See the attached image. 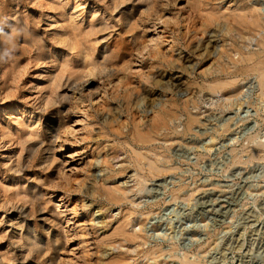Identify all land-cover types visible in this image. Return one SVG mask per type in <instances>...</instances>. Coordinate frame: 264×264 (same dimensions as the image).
<instances>
[{"label": "rangeland", "instance_id": "rangeland-1", "mask_svg": "<svg viewBox=\"0 0 264 264\" xmlns=\"http://www.w3.org/2000/svg\"><path fill=\"white\" fill-rule=\"evenodd\" d=\"M108 1L0 0V264H264V94L241 60H263L264 28L238 21L246 0H155L131 30Z\"/></svg>", "mask_w": 264, "mask_h": 264}, {"label": "bare ground", "instance_id": "bare-ground-1", "mask_svg": "<svg viewBox=\"0 0 264 264\" xmlns=\"http://www.w3.org/2000/svg\"><path fill=\"white\" fill-rule=\"evenodd\" d=\"M108 1V0H107ZM148 2L147 3V5H142V3L143 2ZM158 1V0H157ZM227 1V0H226ZM53 2V1H52ZM109 2V4H110V6H112V8L115 10V9H117V8H119V6L120 5H123L124 7L126 6V5H130V9L128 8H121L120 10H119V13H117V14H119L120 16H121V19H124V21L126 22V24H127V27L129 28V29H133V27H132V25L136 22H134V23H132L131 22V20H132V18H130V17H132V11H134L133 9H134V7L137 5V3L138 4H140V5H138L139 6V9L141 8V10H140V13L143 15V14H145V13H147L148 15H149V9H151V5H154L155 4V0H109L108 1ZM167 2V1H166ZM172 2V1H171ZM249 2H251V5H249L248 3ZM54 3V2H53ZM93 3V2H92ZM96 3V2H95ZM168 3V2H167ZM158 4V3H157ZM246 4L247 5H244V7H242L241 9V11L243 12L242 14H239L238 15V21L239 22H241V23H245L246 24V26H247V28H249L250 30H252L253 32H258V31H260V30H263V28H264V17L262 16V14H261V11L258 9V7H257V5H256V3L254 2V0H246ZM95 5V4H94ZM97 5V4H96ZM170 5V4H169ZM157 6V5H156ZM233 6V5H232ZM102 7V6H101ZM122 7V6H121ZM155 7V6H154ZM153 7V8H154ZM159 7V6H158ZM168 7V6H167ZM136 10V9H135ZM154 10V9H153ZM168 10V9H167ZM91 11H92V9H91ZM96 11V10H95ZM139 11V10H138ZM136 12H137V10H136ZM159 12H160V10H159ZM95 13V12H94ZM109 13V12H108ZM107 13V14H108ZM135 13V12H134ZM61 14V13H60ZM115 14V13H114ZM116 14V15H117ZM50 15H52V14H50ZM204 15V14H203ZM75 17V16H74ZM91 17V16H90ZM114 17H115V15H114ZM118 17V16H117ZM136 17V16H135ZM76 18V17H75ZM74 18V19H75ZM105 19V18H104ZM136 19V18H135ZM156 19V18H155ZM155 19H153V20H155ZM158 19V18H157ZM156 19V20H157ZM161 20V19H160ZM160 20H158V21H160ZM100 21V20H99ZM78 22V21H77ZM112 22V21H111ZM114 22V21H113ZM130 22L132 23V25L130 24ZM155 22V21H154ZM115 23V22H114ZM149 23V22H148ZM152 23V22H151ZM76 24V23H75ZM97 24V23H96ZM137 24V23H136ZM139 25V24H138ZM137 25V26H138ZM155 25H156V23H155ZM99 26V25H98ZM97 26V27H98ZM141 27H142V25H141ZM244 27V26H243ZM95 28H96V26H95ZM64 29H66V28H64ZM63 29V30H64ZM71 29V28H70ZM98 29V28H97ZM34 30V29H33ZM2 31V30H1ZM92 31H93V29H92ZM149 31V30H148ZM236 31V30H235ZM85 32V31H84ZM64 33H66V32H64ZM78 33H79V31H78ZM80 34V33H79ZM137 34V33H136ZM243 34V33H242ZM76 36H78V35H74V37L76 38ZM60 37V36H59ZM89 37V36H88ZM97 37V36H96ZM95 37V38H96ZM92 38V37H91ZM84 39H86V38H84ZM97 39V38H96ZM81 40V39H80ZM68 41V40H67ZM79 41V40H78ZM91 41V40H90ZM236 41V40H235ZM73 42V41H72ZM77 42V41H76ZM97 42V41H96ZM260 43H261V45H263V47H264V41L261 39L260 41H259ZM74 43V42H73ZM78 43V42H77ZM82 43V42H81ZM138 43V42H137ZM70 45H71V43H70ZM83 45V44H82ZM67 46H68V44H67ZM104 47V46H103ZM71 48V47H70ZM82 48V47H81ZM87 49V48H86ZM90 49V48H89ZM105 49V48H104ZM80 50V49H79ZM82 50H83V48H82ZM97 51V50H96ZM99 52V51H98ZM108 51L106 50L105 51V54H104V58L103 59H105V60H107L106 58L107 57H109L110 56V53H107ZM81 53V52H80ZM161 53V52H160ZM97 54V53H96ZM158 54V53H157ZM95 56V55H94ZM93 56V57H94ZM97 57V56H96ZM95 57V58H96ZM124 57V56H123ZM127 57V56H126ZM90 58H91V56H90ZM157 58V57H156ZM246 58V59H245ZM83 60V59H82ZM241 60H243L244 62H246V63H248V62H250V61H252L253 63H254V65L252 64L251 65V67L250 66H248L249 67V69L250 70H253V71H257L258 72V79H259V82H260V88H261V92H262V94H264V58H263V60L262 59H259V60H256V59H254V57L253 56H247V57H245V56H243L242 57V59ZM242 62V61H241ZM67 63V62H66ZM66 65V64H65ZM68 65V64H67ZM99 65V64H98ZM108 65V64H107ZM225 65V64H224ZM250 65V64H249ZM96 66V61H94L93 60V58H91V62H90V69L92 70L94 67ZM244 66V65H243ZM247 66V65H246ZM79 67V66H78ZM109 67V66H108ZM247 67V68H248ZM82 68V67H81ZM105 68V67H104ZM243 68H246V67H243ZM246 68V69H247ZM102 70V69H101ZM18 72V71H17ZM54 78V77H53ZM232 79H230V80H226V81H221V80H219V78H216V79H214V82H213V84H211L209 87H210V89H212L213 91L214 90H216V89H218V88H220L221 86H225V85H229V84H233V82L235 81L234 79L231 81ZM62 81V80H61ZM68 82H70V81H68ZM71 82H73L72 84H74V83H76L77 84V80H75V79H72L71 80ZM80 82V81H79ZM56 83V82H55ZM66 84V83H65ZM79 85H80V83H79ZM56 86V85H55ZM72 87V88H71ZM78 88V86H75L74 85V87L73 86H67L65 89H64V91H63V93H64V95H63V97L61 98L62 100H71V97L69 96V92L70 91H72V90H74V89H77ZM54 90V89H53ZM79 92H80V90H79ZM54 94V93H53ZM60 94V93H59ZM47 96V95H46ZM59 96L60 95H56V94H54V102H58V98H59ZM45 102V101H44ZM50 101H48V103H49ZM47 103V104H48ZM44 105V104H43ZM49 105V104H48ZM65 105V104H64ZM43 108V107H42ZM60 108V107H59ZM25 110V109H24ZM53 110V109H52ZM27 113V112H26ZM30 117V116H29ZM37 117H39V116H37ZM59 117V116H58ZM56 118V117H55ZM59 120V119H58ZM195 121V116H193V115H189L188 116V120H187V125H188V127H190V125L193 123ZM38 122V121H37ZM27 124V123H26ZM39 124V123H38ZM45 126V125H44ZM43 126V127H44ZM62 126V125H61ZM58 127V126H57ZM42 128V127H41ZM48 128V127H47ZM57 129V128H56ZM52 132V131H51ZM61 132V131H60ZM54 133V132H53ZM50 134V133H49ZM32 135V134H31ZM49 136V135H48ZM52 136V135H51ZM45 137V136H44ZM52 138V137H51ZM42 139V138H41ZM54 140V139H53ZM56 140V139H55ZM142 140H144L145 142H150L148 139L147 140H145L144 138H142ZM18 141V140H17ZM25 141V140H24ZM31 141V140H30ZM27 141H25V143H26ZM24 144V143H23ZM22 145V144H21ZM20 145V146H21ZM36 145H38L37 143H32L31 145H29L28 146V151H33V150H35L36 148H35V146ZM59 146V145H58ZM19 147V146H18ZM26 147V146H25ZM24 146H22V148H25ZM56 147V142H53V141H51L50 142V144L48 145V146H46L45 147V157L47 158V165L48 166H46V169H48V171L50 170V168L53 166V165H56V164H54V161H56L57 160V157L55 156V154L53 153V151H52V149H54ZM152 147V146H151ZM21 148V147H20ZM44 148V147H43ZM55 152V151H54ZM31 153V152H30ZM22 154V153H21ZM32 154V153H31ZM134 154H135V156H136V161H137V163H138V165L141 167V168H143L144 166H146L147 167V169L152 173L153 171H157V170H161L160 169V167L158 166V164H157V161H156V159H155V154H154V150H153V148H150V147H148V150H146V152H142V151H139V150H137V149H134ZM24 155V154H23ZM30 155V154H29ZM44 157V158H45ZM7 158V157H6ZM28 158V157H27ZM24 160V159H23ZM18 161H20V160H18ZM42 161H44V160H42ZM143 161V162H142ZM17 162V161H16ZM45 162V161H44ZM136 163V164H137ZM25 164H23V166H24ZM137 165V166H138ZM138 166V167H139ZM139 167V168H140ZM25 168V167H24ZM52 168H54V166L52 167ZM51 168V169H52ZM55 168H57V167H55ZM140 168V169H141ZM10 169V168H9ZM12 170V169H11ZM142 170V169H141ZM144 170V169H143ZM20 172V171H19ZM53 172V171H52ZM49 173V172H48ZM47 173V174H48ZM56 174V173H55ZM18 177V176H17ZM53 179V178H52ZM15 180V179H14ZM16 181V180H15ZM25 181H26V179H25ZM42 181V180H41ZM45 182V181H44ZM40 183V182H39ZM33 184V183H32ZM30 186V185H29ZM32 186H30V188H31ZM29 188V187H28ZM104 192H105V195H107V198L109 199V200H111V201H116V202H122L123 200H125L127 197H129V195H128V191H127V189L126 188H121V187H118V186H113V187H110V188H105L104 189ZM20 193L21 192H17V196H21L20 195ZM36 197H37V195H33V197H30V195L29 194H26V193H24L22 196H21V199H23V198H28L27 200H24L25 202H27L28 200H30V199H36ZM41 203V202H40ZM13 204V203H12ZM41 207V206H40ZM16 208V207H15ZM27 209V208H26ZM25 211V210H24ZM15 212V211H14ZM18 212V211H17ZM54 212V211H53ZM56 212V211H55ZM42 213H44V212H42ZM57 214V213H56ZM50 216V215H49ZM20 217V216H19ZM52 217V216H51ZM125 217V216H124ZM46 218V217H45ZM19 219V218H18ZM53 220V219H52ZM51 220V221H52ZM121 220V221H120ZM119 221H120V225H118V234L119 235H122L123 236V239L125 240V241H127V242H129V243H131V242H135V241H137L140 237H141V235H140V233L139 232H136V231H133V230H130L129 228H128V225H129V220H127V217H125V218H122V219H120ZM26 221V220H25ZM41 221V220H40ZM16 222V221H15ZM45 223V222H44ZM15 224V223H14ZM59 224V223H58ZM55 226H56V224H55ZM54 226V227H55ZM61 226V225H60ZM15 228H17V227H15ZM22 229H21V233H20V236L21 237H24V235H25V239H24V244H26V246H27V248L31 251V250H36V251H39V250H41V247L39 246V244H40V240H38L37 239V232H36V229L35 228H30V227H28L27 228V230H26V233H24L23 231V227H21ZM57 228H58V226H57ZM57 228H53L54 230H53V232H57L58 231V229ZM19 229V228H18ZM47 229V228H46ZM38 230V229H37ZM59 230H60V228H59ZM64 230V229H63ZM47 231V230H46ZM52 231V230H51ZM50 232V230L48 231V233ZM52 232V233H53ZM65 232V231H64ZM15 235V234H14ZM57 235H59V234H57ZM57 235H55V237L54 238H49V239H47V241H46V243L45 244H48V243H52L53 241H56V243H57V245H58V242L60 241L59 240V236H57ZM40 236V235H39ZM52 236V235H51ZM42 238V237H41ZM43 240V239H42ZM69 240V239H68ZM62 241V240H61ZM68 242V241H67ZM54 244V243H53ZM44 245V244H43ZM42 246V245H41ZM65 248V247H64ZM62 249V248H61ZM11 250V249H10ZM59 250V249H58ZM63 250V249H62ZM20 252V251H19ZM22 252H24V251H22ZM29 253V252H28ZM65 254V253H64ZM63 254V255H64ZM13 255V254H12ZM59 255V254H58ZM62 255V256H63ZM61 256V255H60ZM61 256V257H62ZM47 257V256H46ZM31 258V257H30ZM28 263V262H27ZM32 263V262H31ZM30 264V263H29ZM133 264H136V263H133ZM184 264H200V263H198L197 261H195V262H187V260H186V262L184 263ZM202 264V263H201Z\"/></svg>", "mask_w": 264, "mask_h": 264}]
</instances>
